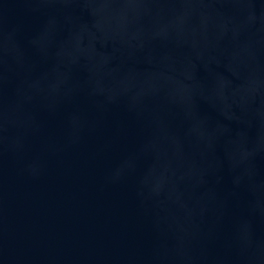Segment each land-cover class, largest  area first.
Masks as SVG:
<instances>
[{
    "label": "water",
    "instance_id": "obj_1",
    "mask_svg": "<svg viewBox=\"0 0 264 264\" xmlns=\"http://www.w3.org/2000/svg\"><path fill=\"white\" fill-rule=\"evenodd\" d=\"M0 264H264V0H0Z\"/></svg>",
    "mask_w": 264,
    "mask_h": 264
}]
</instances>
